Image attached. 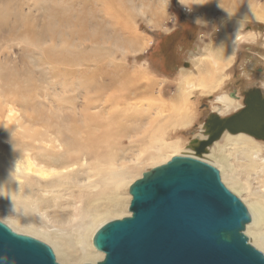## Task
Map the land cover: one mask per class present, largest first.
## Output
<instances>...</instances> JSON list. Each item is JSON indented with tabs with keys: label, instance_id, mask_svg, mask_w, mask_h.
Returning <instances> with one entry per match:
<instances>
[{
	"label": "rangeland",
	"instance_id": "rangeland-1",
	"mask_svg": "<svg viewBox=\"0 0 264 264\" xmlns=\"http://www.w3.org/2000/svg\"><path fill=\"white\" fill-rule=\"evenodd\" d=\"M262 6L264 7V0H204L203 4L198 0H0V14L4 19L0 30V67L18 70L22 67L21 58H24V64L29 69H36L40 73L39 83L37 82L38 108L45 117L53 119L54 114L62 117L74 104L77 105L76 111L81 108L79 99L71 103L67 92L72 94L71 91L75 90L79 96L83 93L81 87L85 81L89 82L87 74L91 76L93 73L95 59H98L97 63L104 70H108V74L139 77L125 79L120 90H124L134 79H137L136 85L147 89L138 98L140 100L135 99V102L138 101L137 104L134 102L136 105L142 103L138 107L133 103L115 106L112 112L114 115L123 107L131 108V115L129 113L127 116L122 115L121 110L118 114L120 120L119 117L110 119L113 115H108L107 108H101L102 101L99 104L95 102L96 106L87 104L83 110L84 115H77L80 117L77 122L87 125L84 141V147H87L84 152L88 159H85V168L93 172H88L90 177L84 182L96 179L99 169H110L115 165L134 166L117 190L123 207L114 209L112 215L100 221L93 230L107 221L129 215L131 195L128 188L143 172L166 162L174 155L189 152L186 148L189 140L198 137L207 114L215 112L217 106L220 107L215 96L232 93L239 96L234 107L219 114L226 116L243 105L245 90L258 87L264 91ZM12 28H16V32L8 33ZM25 29L30 33L33 29L43 36L39 42L40 47H36L35 57L27 55L28 44L20 37L21 31ZM229 36V44L234 47L233 53L229 62L217 70L219 65L216 64L222 61L215 50ZM237 36L240 38L237 39ZM51 47L55 54H58L57 50L60 53L62 50L69 51L77 57L86 53L85 62L88 63L80 64L77 58L71 63H48L42 51ZM230 50L228 48V52ZM38 58L41 59L39 64ZM32 60L36 61L37 67L31 66ZM114 65L119 67L115 69ZM66 68L75 69V72L85 70L84 82L74 75L56 76L60 75V71H67ZM142 73L144 75L140 76ZM209 79L214 80L215 86L203 85ZM60 81L61 85L58 84ZM179 85L183 92L181 95L178 92ZM89 95L93 96L92 91ZM148 108L149 110H145ZM132 112H136L135 116ZM177 113L184 116L187 114L190 122L186 126H168L166 121ZM121 116H126L129 121ZM109 119L114 122H109ZM122 123L124 127L121 126ZM26 127L32 129L29 130L31 134L43 131L39 123ZM125 131L126 135L121 136ZM235 135L224 132L201 159L218 170L221 182L247 208L243 200L247 198L246 192H236L230 188L224 170L229 168L244 185L249 186L250 191L257 194L264 191V176L259 170L252 168L253 163L245 160L241 152L234 151L229 140L225 139L226 136ZM250 138L256 144L258 157L262 158L264 164V140L252 136ZM124 148L127 153L122 158L121 152L126 151ZM145 149L147 151L144 153ZM156 149H160V157L150 159L148 154L155 153ZM110 161L115 162V165ZM224 173L226 179L222 178ZM82 187L83 185L71 180L57 189V195L48 193L46 200L45 197H41L40 201L31 197L34 203L30 209L14 208L11 202L3 201L0 197V221L14 232L46 243L59 264H94L103 258V253L92 246V230H82V224L86 221L82 211L85 210L83 206L86 205L87 197H97L99 191ZM103 207L100 201L99 208ZM28 226H34L37 232H29L26 230ZM245 234L248 237V233ZM77 236L79 241L73 243ZM81 243L91 257L79 259V262L64 259L56 247L62 246L76 255L84 250ZM250 244L264 254L262 248L251 242Z\"/></svg>",
	"mask_w": 264,
	"mask_h": 264
},
{
	"label": "bare ground",
	"instance_id": "bare-ground-1",
	"mask_svg": "<svg viewBox=\"0 0 264 264\" xmlns=\"http://www.w3.org/2000/svg\"><path fill=\"white\" fill-rule=\"evenodd\" d=\"M262 9L264 13L263 6ZM3 21H4L3 16L0 14V30L3 28L2 27ZM15 29L16 28H12L10 31L7 32L15 33L16 32ZM20 37L24 42H27L28 44L27 55H32V57L37 56L36 47L39 46L40 39L43 37L42 34H40V32H37L33 29L31 30L30 33L28 29H25L21 31ZM131 37L130 40L132 39ZM230 38L231 36L223 39L222 42L218 45L217 49L215 50L216 55L220 58L219 60L222 61V63L219 62L216 64L219 65L217 67V70H219L218 68L220 69L223 68L226 65V63L229 62L228 59H230L233 53L234 47L233 45L229 44ZM239 38L240 36H237V39ZM68 43L70 44V42ZM228 48L231 49L230 52H228ZM2 49L4 50L3 47ZM42 52L44 58L48 61V63H59V62L71 63L76 58L80 60L78 61L80 62V64L83 63L85 64L86 62L88 63V61L85 62L86 60L85 56L87 57L86 53L85 55L83 54L77 57V55H74L69 51L62 50V52L60 53L57 50L56 52H58V54H55L53 53L54 49H52V47L47 48ZM95 61H96L94 63L95 68L93 69V73L91 74V76L87 74L88 75L87 77L89 78L88 79L89 82L87 81L84 82L86 77L85 70L79 72L76 71L77 72L76 73L74 71L75 69L66 68L67 69V71L65 70L66 73L65 71L64 73H62L63 71H60L59 72L60 75H56L63 77L68 75H74V77H79L80 79H82V82L84 83H83V87H81L83 88L82 89L83 93L80 96L79 94H77V92H75V90L71 91L72 94L67 92V94H70L69 96H67L69 98V101L72 103V101L79 99L80 102L79 101L78 102L81 103V108L78 109V111H76L75 107L77 105L74 104L70 106L72 108L67 110L68 112L66 115L64 114V116L61 117L54 114L55 117L53 119L50 117H45L43 111L41 112L39 111L38 108L39 94H38L37 82L39 83L40 73L36 72V69L35 70L29 69L26 66V64H24V58H21L22 67L18 70L11 69L10 67H0V192H1L0 197L1 199L3 201L11 202V205L14 208L30 209L32 208V204L34 203V200H32L31 197H35L37 201H40L41 197H45L46 200V195L48 193L50 194L51 192L57 195L58 194L57 189L61 188L62 186H64V184H67L71 180H75L77 184L83 185L82 189H88V190L94 189L96 191H99V195L97 197L96 196L87 197V199L85 200L86 205L84 206L82 205L83 208L85 209L84 211H82V215L86 219V221H84L82 224V230L84 232L88 230L89 231L92 230L93 232L92 237L95 231L100 227L99 226L95 230H93L99 224L100 221L104 220L108 215L110 214L112 215L114 209L116 208L121 209L123 207L121 199L118 198L117 196V190L124 183L127 176L133 171L132 168H134V166L132 167L129 165L116 166L115 162L110 161L112 165L113 164L115 165L114 167L110 169H106L107 167L105 166L106 167V168L104 167L105 169H99V170L97 169L99 176L96 179H93L92 181L84 182V180L86 181L90 177L88 172H92L90 170L87 171V168H85L86 167L85 161L88 158H85L86 153L84 152V149L87 146L84 147V141L88 129L86 127L87 126L86 124L83 123L81 124L77 122L80 119V117L77 115H81V116L84 115L83 110L87 106V104H91V103L95 104V102L99 104L101 103V101H102L101 108L102 106L103 108H107L108 115L110 116L113 115L112 118L110 119L114 120V118H118L119 117L118 114H120L121 110H123L124 112V113L122 112V115H126V114L128 115L129 113L131 115V108L129 107H123L120 110V112L118 113L115 112L116 113L115 115L112 112L116 108L115 106H118L120 103L137 104L138 101L135 102V99L140 100L138 98L142 94H145L147 90L144 87L136 85L137 79H139L138 76H132L126 74L124 77H119L113 74L112 75L108 74L107 72L108 70H104L101 64L97 63L99 62L98 59L97 60L95 59ZM39 63H41L40 58H38V64ZM31 66L34 68L37 67L35 60H32ZM118 67L119 66L114 65L115 69ZM110 72L112 73V71ZM143 75L144 74L142 73L140 76ZM130 77L131 78L134 77L137 79H134L135 80L134 82L132 80L130 83H128L126 85V88H124V90H120V88H122L123 81L125 79H129ZM64 83L66 82L64 81ZM58 84L61 85L62 81H60V83L58 82ZM203 85L205 87L215 86L214 80L209 79V81L208 82L205 81ZM90 91H92L93 96L89 95ZM238 98L239 96L234 93H232L231 95L221 94L215 96V100L218 101L220 105V107L217 106L218 108L215 109V112L222 115L226 109H230L231 107H234L235 103H237L236 101L238 100ZM138 105L136 106L138 107ZM94 106H96V104ZM94 106L93 108H95ZM143 108L146 107L143 106ZM133 110L135 111L136 109L134 108ZM145 110H149V108ZM137 113L139 112L137 111ZM134 114L133 116H135ZM122 117L123 116H121V118ZM132 117H131V121H132ZM189 120L190 118L187 114L184 116L177 113L175 115L170 116V118L166 121V124L168 126H186L190 122ZM112 121L110 120L109 122ZM36 123H39L41 125L43 131L42 132L37 131V133L31 134L29 132L31 128L26 127V125H30V124L33 125ZM121 126H123V123ZM121 126L120 129H122ZM122 130L124 131V129ZM103 135L105 136V134ZM122 135L125 136L126 131L125 133L124 132L121 133V136ZM198 138H205V136L202 134V130L200 131ZM225 139L229 140L230 144L233 146L234 151L241 152L245 160L253 163L252 168L255 170H259L261 172V175L264 176V164H262V158L258 157L257 149H255L256 144H254V141L250 138V136L245 135L243 133H239L236 134L235 136H226ZM96 141L98 140L96 139ZM166 147L173 148V146H166ZM124 150L126 149L124 148ZM87 151L89 150L87 149ZM145 151L147 150L145 149L143 152L145 153ZM190 152L191 151L189 150V152L186 153H190ZM124 153H127V150L121 152L122 158H124ZM148 155L150 159L156 160L161 155L160 149H156L155 153L152 154L149 153ZM117 159H113V160L115 161ZM125 159H126V155H125ZM74 166L77 167L74 168ZM224 172L227 173L229 180L228 185L230 186V188H232L236 192H246L247 198L246 199L244 198L243 200L247 206V210L250 215V221L246 224L244 228V233H248L249 241L251 243L264 250V232H263L264 231V191L259 194L250 191L248 189L249 186L244 185L236 177V175L232 174V171L229 168L225 169ZM225 173L222 174V178L224 179H226ZM101 189H103V191H101ZM263 189H264V185H263ZM100 201L104 205L102 209L99 208ZM26 230L32 233L37 232L34 226H28ZM78 241H79V237L77 236L74 238L73 243H76ZM91 243H92V239H91ZM81 245L84 250L81 253L76 254L78 256H76L73 251L67 250L62 246L57 245L56 247L58 248V253L64 259H71V260L73 259L76 260L74 262H77V260L79 262V259L81 260L82 258L91 257V255H89L90 253L85 249L82 243Z\"/></svg>",
	"mask_w": 264,
	"mask_h": 264
},
{
	"label": "water",
	"instance_id": "water-1",
	"mask_svg": "<svg viewBox=\"0 0 264 264\" xmlns=\"http://www.w3.org/2000/svg\"><path fill=\"white\" fill-rule=\"evenodd\" d=\"M243 105L226 116L210 111L205 138L192 137L190 153L174 155L129 185L130 215L102 224L92 243L94 264H264L244 233L250 215L201 158L224 132L264 140V91L243 93ZM0 264H59L52 249L0 221ZM92 264V263H84Z\"/></svg>",
	"mask_w": 264,
	"mask_h": 264
},
{
	"label": "crops",
	"instance_id": "crops-1",
	"mask_svg": "<svg viewBox=\"0 0 264 264\" xmlns=\"http://www.w3.org/2000/svg\"><path fill=\"white\" fill-rule=\"evenodd\" d=\"M183 82V81H182ZM181 82V83H182ZM179 90H178V92H180V95L183 93L182 91H181V86L179 85V88H178Z\"/></svg>",
	"mask_w": 264,
	"mask_h": 264
},
{
	"label": "clouds",
	"instance_id": "clouds-1",
	"mask_svg": "<svg viewBox=\"0 0 264 264\" xmlns=\"http://www.w3.org/2000/svg\"><path fill=\"white\" fill-rule=\"evenodd\" d=\"M185 2H187V0H185ZM199 3L203 4L204 0H198Z\"/></svg>",
	"mask_w": 264,
	"mask_h": 264
},
{
	"label": "flooded vegetation",
	"instance_id": "flooded-vegetation-1",
	"mask_svg": "<svg viewBox=\"0 0 264 264\" xmlns=\"http://www.w3.org/2000/svg\"><path fill=\"white\" fill-rule=\"evenodd\" d=\"M243 98V97H242Z\"/></svg>",
	"mask_w": 264,
	"mask_h": 264
}]
</instances>
